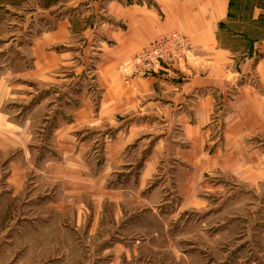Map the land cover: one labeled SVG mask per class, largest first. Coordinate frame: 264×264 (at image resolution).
<instances>
[{
    "label": "crops",
    "instance_id": "1",
    "mask_svg": "<svg viewBox=\"0 0 264 264\" xmlns=\"http://www.w3.org/2000/svg\"><path fill=\"white\" fill-rule=\"evenodd\" d=\"M126 1L88 6L92 10L78 6L83 7L86 55L97 52L102 99L95 114L89 108L96 102L85 93L77 105L82 114H68L66 125L52 133L65 140L57 145L66 146L71 167L99 171L103 186L107 171H114L113 183L145 203L161 201L165 194L169 183L162 190L154 185L156 191L146 194L163 170L172 178L175 174L181 203L195 207L203 205L204 191L223 190L236 177L251 187L263 182L264 6L248 0H129V6ZM76 7L64 9L63 19L51 15L59 19L56 29L44 33L39 28L41 35L32 41L12 38L10 28L3 29L0 97L9 91L12 75L28 74L27 43L33 72L60 58L75 59L78 39L66 51L56 48L72 44L79 34ZM172 32L190 38L186 60L163 65L151 78L130 76L125 62Z\"/></svg>",
    "mask_w": 264,
    "mask_h": 264
},
{
    "label": "rangeland",
    "instance_id": "2",
    "mask_svg": "<svg viewBox=\"0 0 264 264\" xmlns=\"http://www.w3.org/2000/svg\"><path fill=\"white\" fill-rule=\"evenodd\" d=\"M248 1L264 6V0ZM114 4L0 0V33L9 27L12 38L29 41L41 35L39 28L55 30L64 9L77 6L73 22L79 34L56 51H66L77 39L81 43L73 61L60 58L39 72H33L27 43L28 74L20 80L12 75L9 91L0 97V264H264V181L251 187L236 177L223 190L204 191L203 205L195 207L181 203L175 174L160 170L146 194L169 183L165 194L145 203L113 183L114 171H107L103 186L99 171L73 169L66 146L57 145L65 140L53 131L66 125L68 114H82L77 105L85 93L96 102L89 109L95 114L101 109L97 52L86 55L83 7L78 6ZM56 14L59 19L51 20Z\"/></svg>",
    "mask_w": 264,
    "mask_h": 264
},
{
    "label": "built area",
    "instance_id": "3",
    "mask_svg": "<svg viewBox=\"0 0 264 264\" xmlns=\"http://www.w3.org/2000/svg\"><path fill=\"white\" fill-rule=\"evenodd\" d=\"M192 50L189 37L178 32L160 36L129 61L130 76L151 78L163 65L181 63Z\"/></svg>",
    "mask_w": 264,
    "mask_h": 264
}]
</instances>
